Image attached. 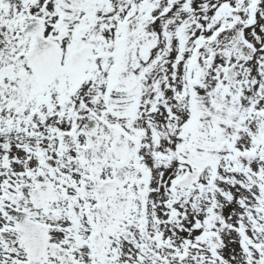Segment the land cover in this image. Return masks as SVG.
Instances as JSON below:
<instances>
[{"label":"snow or ice","instance_id":"snow-or-ice-1","mask_svg":"<svg viewBox=\"0 0 264 264\" xmlns=\"http://www.w3.org/2000/svg\"><path fill=\"white\" fill-rule=\"evenodd\" d=\"M0 264H264V0H0Z\"/></svg>","mask_w":264,"mask_h":264}]
</instances>
